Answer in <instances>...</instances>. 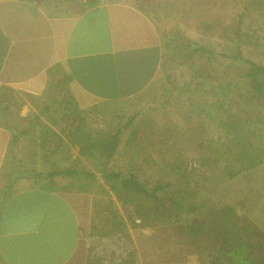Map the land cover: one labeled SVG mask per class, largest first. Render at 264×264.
I'll list each match as a JSON object with an SVG mask.
<instances>
[{"label": "crops", "instance_id": "crops-1", "mask_svg": "<svg viewBox=\"0 0 264 264\" xmlns=\"http://www.w3.org/2000/svg\"><path fill=\"white\" fill-rule=\"evenodd\" d=\"M162 63L158 24L135 4L0 0V264H145L140 228L96 230L97 214L105 212L96 211L93 193L48 185L17 164L12 151L15 138L40 137L29 128L44 120L52 66L63 67L69 92L88 109L150 91ZM214 186V196L201 193L200 207L210 215L229 205L252 221L247 264H264V163L224 174ZM158 264L212 263L191 255Z\"/></svg>", "mask_w": 264, "mask_h": 264}, {"label": "rangeland", "instance_id": "rangeland-1", "mask_svg": "<svg viewBox=\"0 0 264 264\" xmlns=\"http://www.w3.org/2000/svg\"><path fill=\"white\" fill-rule=\"evenodd\" d=\"M103 1L135 4L157 22L163 47L162 71L157 83L128 103L99 104L88 109H81L78 103L77 107L64 104V98L71 95L66 88L63 93L56 89V96L46 93V106L40 113L44 120L40 119L39 123L32 120V125L29 124L30 133L40 137L18 140L12 151L14 159L17 164L29 167L31 176L38 175L55 188L79 192L80 185L90 183L95 208H99L96 211L105 212L103 218L97 214L95 229L113 228L111 206L127 226L141 229V254L145 264L185 260L191 255L209 261L213 253L207 249L203 253L206 242L199 252L191 248L174 257L172 252H177L179 244L170 242L174 239L167 231L143 227V219L137 215L134 203L121 201L111 193L100 173L97 172L98 178L94 181L83 175L73 179L51 178L46 155H51V160L70 155L71 158L62 163L95 171L93 161L81 158L76 146L67 144L69 146H62L53 154L58 138L62 137L67 143L65 131L74 122L85 123L94 131L120 130L122 144L112 163L115 169L125 175H137L149 188L158 182H171L180 187L181 172L177 166L196 171L203 182L195 187L194 203L203 219H212L224 206L209 215L207 209L200 207L203 201L199 200L200 196H214V185L224 174L245 170L235 158L234 134L220 127L219 121L233 115L249 117L260 123L254 126L255 131L264 134V101L253 96L244 78L246 66L232 58L239 45L235 33L239 27L244 38L240 45L243 54L264 64V12L254 10L249 0ZM195 46L207 47L213 54H193L191 50ZM229 84L224 106L216 108L209 117L216 94L226 91ZM256 105L259 108L254 112ZM134 132L137 138L129 143ZM46 135L51 145L42 147L41 141ZM250 143V147L261 144L258 137H251ZM78 159L80 163L75 161Z\"/></svg>", "mask_w": 264, "mask_h": 264}, {"label": "trees", "instance_id": "trees-1", "mask_svg": "<svg viewBox=\"0 0 264 264\" xmlns=\"http://www.w3.org/2000/svg\"><path fill=\"white\" fill-rule=\"evenodd\" d=\"M254 10L264 12V0H249ZM238 38V49L233 55L235 61L242 62L245 66L244 78L248 83L254 97H261L264 101V64H260L246 57L242 50L243 35L238 27L235 31ZM193 54L208 55L213 51L204 46L192 48ZM49 81L46 93L56 96V89L60 92L69 91L67 86L71 82V77L65 72L60 64L52 66L48 70ZM230 84L226 91L216 94L209 113L212 117L216 108L224 106V99L228 96ZM66 105L77 107V101L70 95L62 101ZM256 105L254 112H257ZM260 123L252 121L249 117L233 115L219 121V126L228 128L234 134L233 141L236 144L235 158L240 160L244 169H252L264 163V134L255 131L254 126ZM66 132L67 143L59 137L56 143L58 152L62 146L67 144L79 148L81 158L93 161L95 171L88 168L79 169L76 166H68L62 161L70 159V155L51 160V155H46V162L50 163L49 176L51 178L64 177L73 179L77 175L91 178L93 181L98 178L97 172L109 186L111 193L124 202H133L137 215L143 219V227H155L157 231H167L169 236L179 244V249L172 252L174 257L181 256L191 248L199 252L204 242L207 250L213 253L210 262L212 264H247L251 261V248L254 246L256 227L247 217L238 216L235 208L229 205L224 206L212 219H203L199 214V209L194 200L197 197L196 186L203 182V177L196 171L190 172L187 168L177 166L181 172L180 187H175L171 182H158L152 188L131 173L125 175L121 170L115 169L112 165L122 144V132L120 130H91L85 123L75 122ZM53 134H56L53 132ZM258 137L261 144L250 147V138ZM137 138L134 132L129 139V143ZM193 141V140H192ZM14 143L17 142L15 138ZM48 135L41 141L42 147H48ZM67 145V146H69ZM46 149V148H44ZM80 163V160H75ZM175 168V166H174ZM243 170V169H242ZM236 173H239L240 171ZM79 192H92L91 184H82L77 189ZM106 190V189H105ZM110 195L109 190L106 191ZM113 229L127 230V225L120 220L119 214L113 211ZM161 223L165 226H159ZM141 225L139 227H142ZM207 249V250H206ZM205 251V252H204ZM178 260V259H177Z\"/></svg>", "mask_w": 264, "mask_h": 264}]
</instances>
